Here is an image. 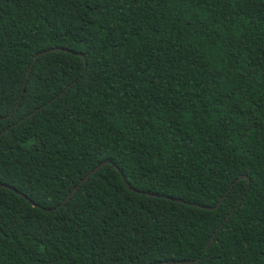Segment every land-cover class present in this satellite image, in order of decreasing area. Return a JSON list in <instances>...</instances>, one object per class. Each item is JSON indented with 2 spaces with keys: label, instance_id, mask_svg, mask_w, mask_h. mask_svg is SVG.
<instances>
[{
  "label": "trees",
  "instance_id": "obj_1",
  "mask_svg": "<svg viewBox=\"0 0 264 264\" xmlns=\"http://www.w3.org/2000/svg\"><path fill=\"white\" fill-rule=\"evenodd\" d=\"M0 185V264H264V0H0Z\"/></svg>",
  "mask_w": 264,
  "mask_h": 264
},
{
  "label": "water",
  "instance_id": "obj_2",
  "mask_svg": "<svg viewBox=\"0 0 264 264\" xmlns=\"http://www.w3.org/2000/svg\"><path fill=\"white\" fill-rule=\"evenodd\" d=\"M47 53V52H46ZM43 54H45V53H42V54H40V55H43ZM40 55H37L36 57H35V60L40 56ZM80 57H82V55H79ZM34 60V61H35ZM85 63V62H84ZM85 65H86V63H85ZM30 71V70H29ZM28 74L29 73H27V76H26V78L28 77ZM25 83H26V80L24 81V83H23V86H22V92H21V95L23 94V90H24V87H25ZM105 165H107V162H105V163H102L101 165H99L98 167H96L90 174H88L82 181H80V183L74 188V190L66 197V199L63 201V203L62 204H60L58 207H57V209H59L60 207H62L72 196H73V194L78 190V188L85 182V181H87L88 179H89V177L91 176V175H93V174H95L96 172H98L103 166H105ZM121 178H122V181L124 182V184H125V186L129 189V190H131V191H133L130 187H129V185L125 182V179L123 178V176L121 175ZM0 187H3V186H1L0 185ZM4 188V187H3ZM17 194H19V193H17ZM148 196H150L149 194H147ZM19 196H21L22 198H24L25 200H27L29 203H31L32 205H33V203L29 200V199H27L26 197H24L23 195H21V194H19ZM177 202H179V203H182L181 201H179V200H177ZM218 206L219 205H217L215 208H213V209H216V208H218ZM207 210H212V209H209V208H207ZM54 210H49V211H46V212H48V213H50V212H53Z\"/></svg>",
  "mask_w": 264,
  "mask_h": 264
}]
</instances>
